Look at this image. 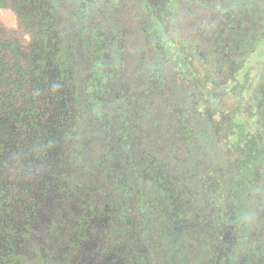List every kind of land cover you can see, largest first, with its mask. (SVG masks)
Wrapping results in <instances>:
<instances>
[{
  "label": "trees",
  "instance_id": "1",
  "mask_svg": "<svg viewBox=\"0 0 264 264\" xmlns=\"http://www.w3.org/2000/svg\"><path fill=\"white\" fill-rule=\"evenodd\" d=\"M150 1L127 0L128 7L118 2L112 11L113 21H125V25L122 29L110 26L109 33L105 23L109 17L101 8V0H83L88 7L68 14L69 17L62 11L64 2L53 0V15L57 13V18L63 20L55 29L64 30L72 86L62 98L65 107L60 143L55 141L50 149L48 165L41 168L43 164L39 163L33 172L38 175L46 171L47 174L42 179L43 186L39 183L35 188L32 207L36 203L39 212L47 210L43 211L42 219H33L30 251L27 258L21 259L23 264H148L141 243L143 239L133 232L142 236V222L128 212L129 206L123 199L127 192L117 181L128 167L124 165L117 172L112 164L113 170L109 173V163L106 169L101 158L108 154L98 140L103 137L101 130L106 135L122 133L123 128L127 132L144 133L141 141L134 138L128 143V150L132 157L138 156L139 150L143 151L144 158L151 163L152 169L145 168L148 174L152 173L151 178L146 179L148 184L165 186L164 180L169 179L175 192L188 184L189 179L184 175L181 180L178 158L175 157V164L172 162L173 168L168 166L166 157L169 154H164L161 146L154 145L152 136L147 134L149 126L139 125L134 104L138 88L144 91L143 103L148 108L153 100L166 103L178 100L182 94L186 101L194 103V120L189 122L190 127L194 131L199 128L208 131L217 141L215 123L228 115L230 153L237 150L236 147L241 148L240 142L245 141L253 140L252 148L262 147L257 136L259 131L264 133V118L258 110H254L255 118H252L251 108L246 110L244 106L248 101L255 104L251 94L263 69L260 67L251 73L254 65L249 58L252 52L244 58L242 48H237L236 44H252L251 40L259 34L257 26L263 19L264 0H243L254 16L253 22L238 14L237 0H158L160 7ZM221 27L227 39H221ZM199 42L206 43L207 51ZM138 72L143 73L141 77ZM234 93L240 96L243 111L240 109L231 115L224 107L221 112L224 99L234 98ZM84 102L92 104L89 108L91 119L87 121L83 117ZM120 108L124 111L120 112ZM117 111L119 115L113 119ZM179 113L173 111L177 118L189 117L188 113L186 116ZM166 128L171 133L172 125L167 123ZM86 131L87 136L84 135ZM178 151L176 146L174 156ZM223 151V148L218 150L216 158L229 164L235 193L233 200L223 202L219 209L218 235L221 243L231 249L238 244L240 223L251 211L249 179L254 173L253 166L264 163V153L260 150L252 158L247 154L235 162ZM91 171L93 173H89ZM87 172L88 183L81 177ZM262 191L264 195V188ZM236 196L246 200L230 219ZM44 198L49 199L46 207ZM177 226L176 221H171L172 229ZM230 259L225 257L224 264H231Z\"/></svg>",
  "mask_w": 264,
  "mask_h": 264
},
{
  "label": "rangeland",
  "instance_id": "2",
  "mask_svg": "<svg viewBox=\"0 0 264 264\" xmlns=\"http://www.w3.org/2000/svg\"><path fill=\"white\" fill-rule=\"evenodd\" d=\"M101 1V8L108 13L109 17L105 22L108 25L107 30L110 26L122 29L125 21L115 23L112 11L118 2L122 5L126 4L127 0H116L114 4L109 0ZM62 2H64L62 11L67 16L88 7L83 0H62ZM150 2L154 6H162L158 0ZM49 4L52 5L53 0H0V264H4L7 258L9 222L5 215L6 204L10 196L9 184L12 178V168L17 158L18 147L25 135L26 122L29 120V125L34 126L33 121L41 123L46 120L56 108V102L62 100L64 92H69L72 86L67 48L60 46L54 54L50 47L51 44L47 42V38L52 36L47 31L48 26L53 24L58 27L61 23L60 18L56 21L48 18ZM248 7L243 0H237L235 3L238 14L244 20L253 22L254 16ZM68 17V24L71 25ZM219 30L221 39H225V29L221 27ZM257 31L259 34L253 38V41L251 40L252 44L238 42L236 45L237 48H242L241 54L244 58L252 52L249 58L254 65L250 69L251 73L258 71L260 67L263 69L258 78V85L251 94L255 104L248 101L244 108L246 110L251 108L252 118H255L254 110H258L260 116L264 118V55L262 50L264 49V37H260L264 35V13L263 19L257 26ZM108 32L110 33V29ZM202 35L206 36V34ZM192 37L195 38V36ZM199 45L201 48L204 46L203 49L207 51L206 43L199 42ZM90 74L93 75V73ZM142 74L138 72L140 77ZM61 79L64 80L63 86L58 83ZM134 97L139 125L149 126L147 134L152 136L154 145L158 148L162 147L164 154L165 152L169 154L166 157L168 166L173 168L176 163L175 157L178 158L181 180H184V175H187L189 179L188 184L177 188L175 192H173L174 184L169 179L164 180L165 186L157 187L156 184H148L146 179L151 178L152 173L148 174L145 168L151 163L146 157L144 158L143 151L139 150L138 156L132 157L128 150V143L131 140L134 141V138L141 141L144 133L127 132L123 128L122 133L106 135L103 129L97 126L99 130L102 129L103 134V137L98 138L99 145L105 148L108 154L103 155L101 161L105 163L106 169L109 168L110 163L109 173L113 170L112 164L117 172H120V168L124 165L128 167V171L124 172L122 177H118L117 181L119 180L120 186L127 192L124 193L127 197L123 199L129 206L128 212L142 222L144 231L141 232L142 236L135 230L133 232L134 235L143 239L141 243L145 248L144 257L147 263L224 264V258L228 256L231 257V264H264V195L261 194L264 188V163L253 166L254 173L250 181L248 180L252 189L250 192L252 194L250 197L251 211L240 223L238 244L232 245L229 249L219 240L218 223L221 219L219 209L223 202L233 200L235 191L232 189L229 164L216 158L218 150L222 148L225 155L235 162H239L247 154H250L252 158L260 150L264 153V133L259 131L257 136V141L262 143V147L252 148L254 141H245V143L240 142L241 148L236 147L237 150L230 153L228 136L231 132V123L227 118L228 115L215 123L217 141L208 131L202 128L194 131L190 127L189 122L194 120L192 119L194 118L192 114L194 103L186 101L182 94H179L178 100L171 99L166 103L153 100L149 108L143 103L146 95L142 88L136 89ZM241 101L240 96L234 93V98L224 99L225 103L221 105V112L225 107L229 114L235 115L242 109ZM91 105L88 102L83 104L85 121L91 119L89 117ZM122 111L124 109L120 108V112ZM173 111L180 112L184 116L188 113L189 117L187 119L177 118ZM117 114L119 115L118 111L112 115V118L114 119ZM29 116L32 117L31 120ZM116 120H118L117 117ZM167 123L172 125L171 133L166 128ZM87 133L86 131V134H83L87 136ZM131 134L134 137L131 138ZM176 146L179 151L174 156L173 150ZM148 169L152 167L149 166ZM89 173L81 176L86 182ZM241 186H244L243 182ZM221 194L222 198H220ZM235 198L230 219L234 217L236 211L240 210L246 200L240 196ZM171 221H176L179 226L172 229ZM127 238L129 239L128 235Z\"/></svg>",
  "mask_w": 264,
  "mask_h": 264
},
{
  "label": "flooded vegetation",
  "instance_id": "3",
  "mask_svg": "<svg viewBox=\"0 0 264 264\" xmlns=\"http://www.w3.org/2000/svg\"><path fill=\"white\" fill-rule=\"evenodd\" d=\"M47 9L50 11L47 13L48 18L56 19L57 13L56 16L53 15L55 12L54 6L49 4ZM54 26L50 24L47 28L48 33L52 34L50 38H47V42L51 44L50 47H52V52L55 54L60 49V46H65L66 44L64 42V30H56ZM58 83L63 86L64 80L61 79ZM66 101L68 102L69 98ZM64 107L65 102L60 100L56 102V108L52 111V114L43 122L33 121L34 126L32 124L31 126L29 125V120L26 122L25 135L22 137V143L18 147L17 158H15L16 161L13 164L12 178L9 184L10 196L6 204L5 214L6 220L9 222V233L7 234L9 242L6 247L7 258L4 264H23L21 259L28 256L27 253L30 251L29 235L33 219H42L43 215H45L43 211L47 210V208H44L39 212L38 204L36 203L34 208L32 207L35 188L39 183L43 186L42 179L47 174L46 171H43V173L41 171L40 175L33 172L39 163L43 164L41 168H45L48 165L49 156L51 155L50 149H52L55 141L60 143L63 133L61 126ZM30 117L29 119L31 120L32 117ZM48 200L44 198L43 202L46 201L44 207H46Z\"/></svg>",
  "mask_w": 264,
  "mask_h": 264
}]
</instances>
